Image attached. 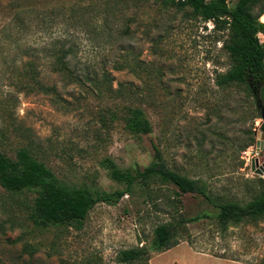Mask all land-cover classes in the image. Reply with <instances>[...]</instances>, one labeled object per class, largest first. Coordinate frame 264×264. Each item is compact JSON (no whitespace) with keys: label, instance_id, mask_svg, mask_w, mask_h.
I'll use <instances>...</instances> for the list:
<instances>
[{"label":"rangeland","instance_id":"374dc122","mask_svg":"<svg viewBox=\"0 0 264 264\" xmlns=\"http://www.w3.org/2000/svg\"><path fill=\"white\" fill-rule=\"evenodd\" d=\"M237 1L228 0L229 7ZM228 39L229 31L190 7L163 0H0L6 155L15 158L20 132L29 130L45 151L39 159L61 182L113 191L122 187L107 176L105 158L142 170L158 149L170 169L205 183L216 203L250 201L264 180L252 171L255 159L264 164L256 149L264 121L245 86L215 83L231 68ZM62 47L97 86L68 84L51 72L50 55ZM29 52L59 98L21 88L22 65L14 60ZM128 107L144 110L150 134L127 130ZM35 198L0 187V264H117L120 251L141 247L150 249L149 264H264V219L222 231L214 204L159 180L137 183L117 205H96L81 230L36 228L29 219ZM167 223L179 244L154 251L155 229Z\"/></svg>","mask_w":264,"mask_h":264},{"label":"trees","instance_id":"16d2710c","mask_svg":"<svg viewBox=\"0 0 264 264\" xmlns=\"http://www.w3.org/2000/svg\"><path fill=\"white\" fill-rule=\"evenodd\" d=\"M168 7H190L194 14L204 22H212L216 30L229 31V39L224 48L229 54L231 68L226 73L216 75L215 83L219 88L245 86L254 99L257 113L259 90L264 104V43L260 33L264 31V0H238L231 8L228 0H163ZM257 9V11H256ZM26 24L21 23L20 29ZM26 58H16L20 62L22 72L18 78L24 83L21 88L27 92H39L59 98L57 86L48 85L40 80L41 71L37 68L38 57L33 52L26 53ZM76 56L64 47L58 48L50 55L51 72L62 76L68 84L83 86L86 82L98 85L96 77H92L87 69L74 66ZM103 82L108 78L102 76ZM261 115V113H260ZM125 124L129 132L135 135H147L152 132V125L145 112L140 107H128L125 114ZM22 142L15 153V158L6 155V148L10 145L9 133H0V144H4V153L0 152V187L9 193H36L29 219L40 229L50 227H74L81 230L91 210L98 204L117 205L121 199L130 194L139 182L159 180L175 186L183 194H195L214 204L219 213L218 228L227 231L231 226L243 222H256L264 219V180L260 181V191L250 201H224L216 203L205 183L190 179L177 171L170 169L160 151L156 149L155 160L146 168L124 169L111 158H105L101 165L107 176L122 188L105 191L87 185L70 186L61 182L47 166L43 159H39L40 146L34 140L29 130L20 132ZM18 133V134H20ZM4 140V143H3ZM47 153V152H46ZM40 155V156H41ZM174 225L167 223L155 229L152 248L161 252L177 246ZM150 249L146 247L122 250L116 258L117 264H149Z\"/></svg>","mask_w":264,"mask_h":264},{"label":"water","instance_id":"95a60500","mask_svg":"<svg viewBox=\"0 0 264 264\" xmlns=\"http://www.w3.org/2000/svg\"><path fill=\"white\" fill-rule=\"evenodd\" d=\"M261 85H259V90H254V94L258 95V100H257V108L260 110L261 113V118L264 121V104L260 98V93H261ZM257 151L259 152H264V133H259L258 134V142H257ZM252 171L256 173L259 176L264 175V164L260 165L259 159H255L252 162Z\"/></svg>","mask_w":264,"mask_h":264},{"label":"built area","instance_id":"2783aa9c","mask_svg":"<svg viewBox=\"0 0 264 264\" xmlns=\"http://www.w3.org/2000/svg\"><path fill=\"white\" fill-rule=\"evenodd\" d=\"M261 22L264 23V17L261 18ZM260 37L264 39V31L260 33Z\"/></svg>","mask_w":264,"mask_h":264}]
</instances>
